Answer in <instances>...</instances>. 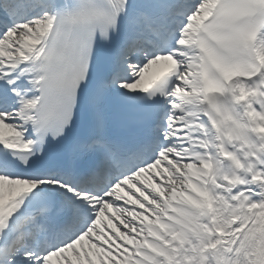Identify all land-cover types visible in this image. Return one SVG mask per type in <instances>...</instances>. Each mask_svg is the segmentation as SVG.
Segmentation results:
<instances>
[{"label":"snow or ice","instance_id":"1","mask_svg":"<svg viewBox=\"0 0 264 264\" xmlns=\"http://www.w3.org/2000/svg\"><path fill=\"white\" fill-rule=\"evenodd\" d=\"M0 264H264V0H0Z\"/></svg>","mask_w":264,"mask_h":264}]
</instances>
